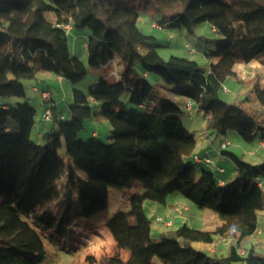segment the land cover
I'll use <instances>...</instances> for the list:
<instances>
[{
	"label": "trees",
	"instance_id": "16d2710c",
	"mask_svg": "<svg viewBox=\"0 0 264 264\" xmlns=\"http://www.w3.org/2000/svg\"><path fill=\"white\" fill-rule=\"evenodd\" d=\"M132 1L148 4L161 18L162 24L153 27L178 24L193 33L197 26L210 24L222 41L209 55L216 60L209 71L185 58L164 60L150 46L155 37L139 27L140 13L133 5L110 0H0V96L25 98L22 80L40 72L75 85L90 69L106 68L116 59L122 62L121 77L117 70L113 74L119 81L103 78L89 94L73 90L71 122L57 115L51 92H42V97L50 93L49 100L43 98L52 104L47 111L58 124V132L52 129L45 145L32 140L37 110L31 104H4L0 109V264H43V236L62 242L74 225L84 232L105 225L117 248L130 252L128 261L118 252L100 258L90 255L79 264H264V254L255 246L243 249L260 230L264 190L259 181L264 179V164L253 165L223 151L221 156L233 162L234 179L220 184L204 169L197 181L195 167L185 160L196 151L198 140L184 126L178 105L154 93L147 80L153 73L167 85L179 86L176 93L205 113L207 128L218 136L234 131L251 143L260 132L264 143V117L220 98L229 78L242 82L237 68L251 65L264 53V0ZM82 3L84 12L70 22L67 10ZM46 13H52L54 21ZM67 26L90 31L88 65L72 54ZM249 83L264 107L262 79ZM126 92L130 103L144 112L124 110L121 97ZM90 118L110 123V144L97 137L88 143L78 141L84 120ZM130 182L140 183L144 193L129 196L130 209L110 217L109 189H124ZM175 194L218 214L221 225L205 231L185 224L172 236L154 240L144 204L165 205ZM229 233H236L237 240L226 256L211 257L193 247L213 245Z\"/></svg>",
	"mask_w": 264,
	"mask_h": 264
},
{
	"label": "rangeland",
	"instance_id": "374dc122",
	"mask_svg": "<svg viewBox=\"0 0 264 264\" xmlns=\"http://www.w3.org/2000/svg\"><path fill=\"white\" fill-rule=\"evenodd\" d=\"M121 6L136 7L140 13L139 27L146 34L155 37L150 46L155 48L164 60H169L171 57L185 58L196 61L202 69L207 73L211 62H216L215 59L209 57L212 52L217 50L222 37L214 32L212 26L208 23L197 26L193 33H189L185 28L178 24L162 25L163 29L154 28L153 24H162L160 17L155 16L152 8L139 1L132 0H110ZM86 7L85 3L79 4L76 7L70 8L66 12V17L70 22H73L81 16ZM46 18L54 21L55 17L52 13H46ZM90 36V31L87 28L73 29L69 32V43L71 52L88 65L89 57L86 49V41ZM139 73H142L140 67L136 68ZM118 71L120 77L122 73V62L119 59L111 62L106 68L99 70L90 69L87 76L78 82L72 84L70 81L63 79L59 81L58 77L49 72H40L33 79H24L22 83L26 87L25 98H4L0 96V109L4 104L10 107H16L18 103H29L37 110L35 118V127L32 131V140L40 145H45L47 137L52 129L58 132V124H54L52 120L47 121L44 118L45 111L51 108V103H46L49 100L50 93L57 105V115H64L67 122L72 121L70 108L73 106L72 93L74 89L83 91L89 94L93 87H97L103 78L108 77L111 81H119L114 77V72ZM238 76L242 83L234 78H229L220 92V98L228 103L238 105L245 111L255 115L258 118L264 117V107L259 103L254 93H251L252 85L250 81L260 77L264 85V53L260 59L251 65H240L237 68ZM147 80L154 88V93H158L162 98L175 102L182 110L181 119L184 126L195 134L199 142L213 141L215 150L208 154V157L213 160L215 166L226 169V177L228 183L231 182L235 173L233 171V162L226 155L220 156L225 151L228 154H235L241 157L245 162L253 165L264 164V144L261 146L263 134L257 132L253 142H245L238 133L230 131L226 136H218L217 132L207 128L205 113L197 108L194 102L178 95L176 91L179 86L167 85L163 78L158 74L150 73L147 75ZM33 87H36L40 92H34ZM121 102L125 105L124 110L127 112L142 113L145 109L135 106L130 103V94L126 92L121 97ZM191 105V109L188 106ZM95 106L92 105V108ZM193 107V108H192ZM111 125L107 121H97L94 118L84 120V130L79 134L78 141L88 143L95 135L103 144L111 143ZM230 142V146L226 150H222V142ZM220 153V154H219ZM60 156H65V148L59 151ZM194 156L186 158L185 162L189 166L195 167V179L198 181L204 169L212 172L216 177H219L218 171L215 168L207 165L197 164L194 161ZM264 189V185H263ZM144 193L143 186L138 182H130V187L124 189H109V205L108 214L112 217L117 211H128L131 203L128 200L129 196L142 195ZM144 209L147 217L151 221L152 238L156 241L160 240L164 235L172 236L173 233L183 225H188L191 228L199 230H214L220 224L218 214L209 209H200L181 194L170 195L165 205L157 204L152 201H146ZM180 209V212H177ZM260 230L249 240H247L243 249L250 250L253 246L259 253L264 254V211L259 214ZM135 224V219L131 220ZM168 224H170L169 227ZM41 233V231L39 230ZM44 244L46 248V258L43 264H79L83 263L87 256H95L100 258L105 255L113 256L120 253L124 261L130 258L128 250H119L116 240L111 231L105 226L100 225L93 232L81 231L76 225L68 229L66 238L59 243H54L45 238ZM236 233H229L213 245L198 244L193 246L211 257H221L228 254L229 247L236 242ZM221 245V246H219ZM211 249V250H210ZM217 250V253H212V250ZM213 250V252H214ZM158 263V259H155Z\"/></svg>",
	"mask_w": 264,
	"mask_h": 264
},
{
	"label": "crops",
	"instance_id": "0c3cea01",
	"mask_svg": "<svg viewBox=\"0 0 264 264\" xmlns=\"http://www.w3.org/2000/svg\"><path fill=\"white\" fill-rule=\"evenodd\" d=\"M58 79H59V81H62L63 80V78L62 77H58ZM35 90H38V92H40V90L39 89H37L36 87H33V91L34 92H36ZM44 91V90H43ZM42 91V92H43ZM51 95H52V92H51ZM97 104H94V106H96ZM46 111H47V109H46ZM45 111V112H46ZM50 121V120H49ZM94 137H97V136H95V135H93ZM98 138V137H97ZM261 144V146L264 144V143H260ZM262 147H264V146H262ZM214 149L215 150V148H214V144H213V141L212 140H210L209 142H199L198 141V145H197V149H196V151L194 152V154H193V156H194V161L197 163V161H196V158H197V156H200V157H208V154L210 153V152H213L212 150ZM220 154V153H219ZM220 156H221V154H220ZM197 164H203V163H197ZM203 165H205V164H203ZM206 166V165H205ZM213 168H215V170L216 171H218V173H219V177H216V179L218 180V182L220 183V180L221 181H225V183H227L228 182V178L226 177V173H227V171H226V169H224V168H222V167H216V166H214ZM219 169H223L224 170V172H221V171H219ZM221 184V183H220ZM220 221V220H219ZM221 225V222H220V224H219V226ZM218 226V227H219ZM169 227H171V226H169ZM219 246H221V245H219ZM194 247V246H193ZM195 248V247H194ZM196 249V248H195ZM211 250V249H210ZM214 250V249H213ZM213 250L211 251L212 253H217V250L215 251L214 250V252H213ZM228 252H229V250H228Z\"/></svg>",
	"mask_w": 264,
	"mask_h": 264
},
{
	"label": "built area",
	"instance_id": "2783aa9c",
	"mask_svg": "<svg viewBox=\"0 0 264 264\" xmlns=\"http://www.w3.org/2000/svg\"><path fill=\"white\" fill-rule=\"evenodd\" d=\"M154 27H155V28H160V27L157 26V25H154ZM66 28H67V30H68L69 32L72 30V28H71L70 26H67ZM160 29H161V28H160ZM43 96H44V94H43ZM188 108L191 109V105H189ZM44 118H45V120H47V121L51 120V112H50V111H47V112L45 113V115H44ZM229 146H230V142H229V141L223 142V143L221 144L222 150L227 149ZM196 161H197L198 163H203V164H205V165H207V166H209V167H211V166L214 167V166H215L213 160H211L209 157L196 158ZM219 171L224 172L223 169H219ZM263 185H264V179H262V180L259 181V186H260L261 188H263ZM263 190H264V189H263ZM180 211H181L180 209H177V212H180ZM169 225H170V224H168V226H169Z\"/></svg>",
	"mask_w": 264,
	"mask_h": 264
}]
</instances>
